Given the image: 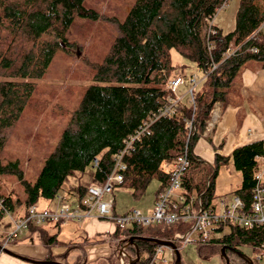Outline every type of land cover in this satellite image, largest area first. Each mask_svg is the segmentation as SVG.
I'll return each mask as SVG.
<instances>
[{"label": "trees", "instance_id": "1", "mask_svg": "<svg viewBox=\"0 0 264 264\" xmlns=\"http://www.w3.org/2000/svg\"><path fill=\"white\" fill-rule=\"evenodd\" d=\"M227 2L0 0V175L17 180L23 191V196L13 191L0 194V214L18 209L24 216L40 200L60 198L65 180L89 167H93L95 183L103 184L126 141L146 124L145 133L124 157L126 169L119 183L129 188L135 199L145 194L154 179L160 182L156 196L167 187L169 173L164 165L177 159L189 144L190 167L183 178L186 195H201L206 205L215 200L219 171L232 161L242 175L235 194L249 207L260 171L259 159L264 158V140L239 146L228 156L216 154L210 165L194 154L215 104L223 108L230 104L245 66L257 63L264 68V0H239L231 32L212 23ZM98 22L111 25L104 45L75 65L78 54L73 49L83 47L92 37L90 27ZM172 50L208 75L198 89L194 88L193 101H182L171 116L158 118L174 95L167 87L176 69ZM54 76L86 80L89 85L80 88L74 99L71 87L62 97L56 87L37 82ZM56 110L67 114V120L57 136L44 139L40 125ZM192 118L196 132L187 143V125ZM26 150L41 159L30 175L23 160ZM88 188H77L79 205ZM187 228L184 223L130 226L127 236L138 247L130 246V255L138 258L133 264H150L154 258L159 245L145 239L171 241ZM223 229L222 225L216 230ZM28 231L45 234L35 224H30ZM117 233L116 229L115 239ZM45 241L50 248L60 244L58 233L47 235ZM3 243L1 237L0 247ZM63 245L70 250L77 243ZM263 245L264 224L252 229L230 225L222 236L198 243L196 249L201 258L221 256L226 264L222 256L225 249L230 264H249L237 252L242 246L259 252ZM181 247L178 245L179 250ZM67 251L58 255L65 258L64 264H86L83 244H79L80 252L73 262L67 260ZM118 251L119 245L107 264H120ZM45 260L58 259L49 253ZM181 264H185L183 260ZM254 264L261 263L256 260Z\"/></svg>", "mask_w": 264, "mask_h": 264}, {"label": "rangeland", "instance_id": "2", "mask_svg": "<svg viewBox=\"0 0 264 264\" xmlns=\"http://www.w3.org/2000/svg\"><path fill=\"white\" fill-rule=\"evenodd\" d=\"M122 6L124 5L121 3ZM239 5V0H228L227 4L217 13L213 20V24L222 28L224 32H231L235 28L236 13ZM122 9V7H121ZM91 28V35L89 39L85 41L83 47L78 45L77 48L73 49V53L78 54L76 57L75 65H80L82 58L88 59L89 56L96 53L99 46L104 45L105 39L108 37V32L111 29V25H107L104 22H98L94 24ZM172 62L176 66L175 71L172 74V78L180 76L183 79V83L176 89V96L181 98L184 103H189L191 97L189 95V90L192 88V79H195L198 83L196 89L200 87V84L204 78V73L198 66L184 58L176 50H172ZM71 66H74L72 63ZM42 86L45 87H56L61 96H65L66 88L71 87L72 99L76 97L80 88L89 85L86 80H77L70 77H52L45 80H38ZM65 98V97H64ZM70 104V103H69ZM67 103H65L66 108H71ZM262 108L264 107V99L262 102ZM253 105V104H252ZM259 106V103L256 104ZM57 113H48V116L41 123L40 129L42 133V138H52L57 136L58 130H60L61 125L67 120V114L61 115L60 111L56 110ZM31 158V160H28ZM24 163L25 171L28 175L34 174L37 165L41 163V159L35 154L26 150L24 153ZM30 162V163H29ZM29 163V164H28ZM259 169L260 172L264 171V158L259 159ZM242 175L238 171L233 162L230 161L229 164L223 166L219 175L216 179V190L217 197L214 202L219 200V197H224L225 195L231 199L234 191L241 185ZM93 178V167H89L85 172H76L75 175L69 176L60 191V196L65 199V203L70 207V214L74 215L79 210V199L77 194V188L80 185L90 186L94 184ZM160 182L154 179L148 186L145 194L140 199H135L132 196V191L124 186L116 184L111 195L104 196L103 199L107 200L109 198L115 200V211L117 215H123L130 211H139L143 216H148L152 213L156 193L159 189ZM11 191L15 192L16 195L20 194L23 196L22 186L20 183L6 176L0 175V194H7ZM228 194V195H227ZM83 201H89V196L86 195ZM59 199L56 198L54 201H47L42 199L39 201L37 206L42 209L46 207L48 211L52 214L55 213L56 207L59 205ZM22 211V210H21ZM18 209L10 211L4 215L0 214V238L5 236V232L15 230V224L12 220H18ZM66 224L60 223L58 226L55 221L47 220L41 225L42 230L48 236H53L58 233V239L60 244L51 247L55 255L64 254L67 250V260L73 262V255H76L79 251V244H83L84 249L87 253L86 264H107L108 258L116 251L118 247V240L113 237L116 230V224L109 217H100L96 215L92 218H82V219H72L64 221ZM89 232L87 237L85 232ZM39 233H27L24 232L20 235L21 241H32L36 238ZM24 235V236H23ZM43 242H46L45 240ZM71 242H76L77 245L73 246L72 249H67L63 244H68ZM15 243L10 242L7 247L10 250ZM10 248V249H9ZM241 253L254 261H260L264 264V256L258 260L257 254L248 246H242L240 248ZM11 251V250H10ZM180 255L185 264H223L221 256H214L211 258L203 259L198 255L196 245L189 244L180 248ZM71 253V257H70ZM5 254V252H4ZM7 254V253H6ZM77 257V256H76ZM168 259L167 254L164 256ZM18 262L28 263V260L24 258L15 257ZM58 262H64L62 257L57 256ZM42 261V260H37ZM32 262V261H30ZM38 263V262H37ZM34 264V263H28ZM40 264V263H39Z\"/></svg>", "mask_w": 264, "mask_h": 264}, {"label": "built area", "instance_id": "3", "mask_svg": "<svg viewBox=\"0 0 264 264\" xmlns=\"http://www.w3.org/2000/svg\"><path fill=\"white\" fill-rule=\"evenodd\" d=\"M211 32L214 33V30L211 29ZM207 75L208 73L205 72L204 77ZM182 82L183 79L181 77H176L169 80L167 87L175 93ZM191 82L192 88L189 90V94L193 101V89L198 83L195 79H192ZM180 101V98L170 96L167 105L161 110L158 118L171 116ZM148 127L149 124H146L144 128L137 131L126 141L124 149L115 157L114 168L107 180L103 184L88 188L89 201H83L74 215L70 214L68 204H62L59 210L52 214L48 210L32 206L24 217L20 220H14L15 230L6 236L3 246L6 247L8 243L21 235L24 230L28 229L30 224L40 225L47 220L57 222L60 220L92 218L98 215L100 217H109L115 222L118 231L120 264H129V262H135V258L129 253L130 246L138 250V247L127 236V228L134 224L149 226L157 223H184L189 225L185 232L174 235L171 241L176 246L207 243L215 236H222L230 225L252 229L264 224V171L258 172L256 175L257 185L253 190V198L249 207L238 195L232 196L231 199L220 197L217 202L213 200L207 205L201 195L192 197L186 195L183 189V178L190 167L189 144L177 159L164 165L165 170L169 173V183L165 189L157 194L154 208L150 215L143 216L139 211H130L123 215L115 214L114 199L104 200L103 197L111 195L115 185L123 181V171L126 169L123 161L124 157L131 150L133 143L145 133ZM195 132L196 127L194 118H192L187 125V143L191 141ZM93 164L97 166L98 160L95 159ZM207 185H209V180ZM0 206H2L1 200ZM222 225L224 226L223 231H217L216 229ZM255 253L257 254L256 258L260 260L264 256V245L259 249V252ZM165 254H167L168 259L164 257ZM174 256L175 252L172 248L158 246L150 264H174Z\"/></svg>", "mask_w": 264, "mask_h": 264}, {"label": "crops", "instance_id": "4", "mask_svg": "<svg viewBox=\"0 0 264 264\" xmlns=\"http://www.w3.org/2000/svg\"><path fill=\"white\" fill-rule=\"evenodd\" d=\"M237 87V92L232 96V100L226 108H223L220 103L215 104L207 131L194 148V154L198 157V160L206 165L214 162L216 154L228 156L239 146L257 140H264V107L262 108L264 99V68L257 63L247 64L241 72ZM258 103L259 106L256 105ZM96 184L94 183L90 186ZM239 188L240 186L236 190ZM58 199L60 203L55 211L65 202L63 197ZM43 209L47 208L44 207ZM18 213L19 218H21L23 212L18 211ZM61 223L66 224L65 222ZM9 232H5V236ZM25 232L31 234L39 233L29 232L28 230ZM85 233L88 237L89 232L87 231ZM46 238V234L39 233L32 241L18 242L20 239L18 237L13 241L15 244L9 249L17 255L25 256L36 261H44L49 253L58 256L59 254L55 255L53 253V250L47 242H43ZM78 254L79 252L72 256L73 260L76 259ZM15 257L14 255L4 254L2 252L0 253V264H24L23 262H18ZM28 263L39 264L30 261Z\"/></svg>", "mask_w": 264, "mask_h": 264}, {"label": "water", "instance_id": "5", "mask_svg": "<svg viewBox=\"0 0 264 264\" xmlns=\"http://www.w3.org/2000/svg\"><path fill=\"white\" fill-rule=\"evenodd\" d=\"M146 241L148 242H154L156 244H158L159 246H165V247H170L172 248L174 251H175V255H176V262L175 264H181L182 262V258H181V255H180V251L178 249V247L171 241H160V240H156V239H145ZM134 239H131V242L133 243ZM4 252L7 253V254H10V255H14V256H18L20 258H24L25 260H28V261H32V262H35V263H43V264H64L62 262H58V261H50V260H44V261H36V260H32L30 258H27V257H24V256H21V255H17L15 253H13L12 251L8 250V249H4ZM238 255H240L241 257H243L246 261H248L249 264H254V262L252 260H249L248 258H246L241 252H237ZM222 256L225 258L226 260V264H230V260L229 258L227 257L226 255V251L225 249L222 250ZM130 264H133V263H130Z\"/></svg>", "mask_w": 264, "mask_h": 264}]
</instances>
